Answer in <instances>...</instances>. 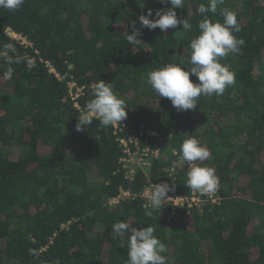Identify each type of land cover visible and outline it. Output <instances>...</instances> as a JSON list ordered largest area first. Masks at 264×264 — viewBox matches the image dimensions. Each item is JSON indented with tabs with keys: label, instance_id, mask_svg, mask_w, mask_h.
Segmentation results:
<instances>
[{
	"label": "trees",
	"instance_id": "1",
	"mask_svg": "<svg viewBox=\"0 0 264 264\" xmlns=\"http://www.w3.org/2000/svg\"><path fill=\"white\" fill-rule=\"evenodd\" d=\"M184 3L177 18L189 19L191 31L182 25L165 32L143 28L135 46L126 40L132 30L126 24L140 28L139 15L152 9L155 18L156 9L170 4L25 0L14 13L0 9V51L11 43L35 61L31 69L26 59L13 64L14 76L5 80L8 65L0 59V264H126L127 246L112 235L117 221L153 226L167 245L168 264H264V0H223L216 14L208 13L221 21L219 9L237 15L241 30L235 35L245 44L220 60L234 71L235 84L220 96H201L195 109L177 111L146 77L163 64L187 61L203 19L196 8L208 0ZM9 30L29 45L9 37ZM100 79L126 101L119 127L158 135V157L148 158L150 168H137L132 180L119 163L114 125L93 118L76 130L81 112L74 105L84 111ZM69 84L74 94L80 90L76 98ZM189 135L212 153L201 163L219 176V200L200 210L183 208L167 220V210L143 208L138 195L150 183L170 180L171 167L175 192L190 193L188 165L174 164ZM119 189L135 198L111 206Z\"/></svg>",
	"mask_w": 264,
	"mask_h": 264
},
{
	"label": "clouds",
	"instance_id": "2",
	"mask_svg": "<svg viewBox=\"0 0 264 264\" xmlns=\"http://www.w3.org/2000/svg\"><path fill=\"white\" fill-rule=\"evenodd\" d=\"M158 2L171 6L156 9L155 18H150L153 16L152 9H149L146 15H139L140 28H136L135 23L126 24L127 30L132 29L126 35L129 44L135 46L141 42L138 37L142 34L143 28L150 31L159 28L161 32H165L169 28L174 29L182 25V31L192 30L193 25L189 19L177 18L176 9H184V0ZM24 3L25 0H0V9L14 13ZM222 3L223 0H208L207 4L197 6L196 13L203 19L197 25L199 34L188 45L187 61L166 63L147 74L146 83L159 98H168L177 111L195 109L201 96H220L226 88L235 84L234 71L220 60L230 54L239 53L245 41L235 35L241 28L234 11L219 9L222 21L213 20L208 16V13L216 14L218 4ZM3 49L0 51V59L8 65L3 73L5 80L13 78L15 73L13 64H19L26 59L29 69L35 66L33 59L18 55L13 44H5ZM190 75L198 78V82L194 83ZM126 108V101L120 97L112 83L100 79L95 82L93 98L77 118L76 130H85L93 118L98 119L100 124L106 127L120 123L127 118ZM211 155V151L195 135H189L181 142L177 160L174 162L176 166L188 165L185 186L201 195L213 194L219 190L220 179L215 168L201 163L209 160ZM144 164L150 166L149 161H144ZM174 190V184L169 185L167 182L153 184L148 197V207L161 211L166 205L165 201L170 198L167 194ZM145 215L151 217L153 212L146 211ZM155 231L151 225L137 228L124 221L113 224V239H118L127 246L126 264H168V257L164 255L167 252V245L155 235ZM29 252L34 256L38 255L35 249H30ZM56 264H59V261Z\"/></svg>",
	"mask_w": 264,
	"mask_h": 264
},
{
	"label": "built area",
	"instance_id": "3",
	"mask_svg": "<svg viewBox=\"0 0 264 264\" xmlns=\"http://www.w3.org/2000/svg\"><path fill=\"white\" fill-rule=\"evenodd\" d=\"M7 34L12 39H15L19 41L21 44H27L29 43L20 35L15 34L12 31H7ZM70 92L73 98H76L80 90L77 89L76 93L74 94L72 91V88L74 87V84H69ZM74 107L79 110L81 113L83 112L77 103H75ZM122 122V121H121ZM114 135L116 136V142H118V145L121 149V157L119 159V163L122 166V169L125 173V178L128 180H132L137 168H143L144 170H147L150 168V166H145L144 161H149L148 158H157L159 155L158 145V135L156 132L146 130L144 128H141L139 131H133L128 126H125L122 124L121 127L117 124H114ZM125 133V135H124ZM153 140V144H152ZM140 144H142V147H140ZM153 146V149L151 148ZM177 152H173V155H176ZM150 162V161H149ZM151 165V164H150ZM175 167H171L168 172V177L170 180L164 181L167 182L169 185L172 181H175ZM161 182V183H164ZM153 183L148 184L144 187L143 191L138 195L142 201H143V208L145 209H151L148 207V197L150 195V189L152 187ZM168 197H170L167 201H165V206L159 211L162 215L165 213L164 210H167L165 213V217L167 220L170 219H176L180 216L178 213L181 209L187 208H197L198 210L201 209L203 203H210V204H216L218 203L219 197L217 193L208 194V195H201L198 192H195L190 189V193L188 195H179L174 191L169 192ZM134 196H131V194L128 191L119 189L118 194L110 200L111 206L119 205L122 200H128V199H134ZM154 210V209H153ZM188 214H186V218L188 217Z\"/></svg>",
	"mask_w": 264,
	"mask_h": 264
}]
</instances>
